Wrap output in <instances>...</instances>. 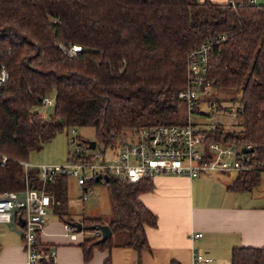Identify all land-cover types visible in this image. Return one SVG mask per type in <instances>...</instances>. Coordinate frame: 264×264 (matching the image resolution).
Listing matches in <instances>:
<instances>
[{
    "label": "trees",
    "instance_id": "1",
    "mask_svg": "<svg viewBox=\"0 0 264 264\" xmlns=\"http://www.w3.org/2000/svg\"><path fill=\"white\" fill-rule=\"evenodd\" d=\"M205 40L213 41L212 87L240 92L242 119L239 131L220 126L205 131L213 140L253 142L264 149V3L0 0V67L9 73L0 84V193L24 189L20 161H29L32 152L67 127L92 126L96 141L107 145L127 128L186 123L187 102L179 92L187 82V55ZM74 44L81 50L70 54ZM51 92L54 110L44 118L38 107ZM37 172L30 170L33 185L40 183ZM68 177L57 175L46 186L57 200L54 211L65 221L71 220L66 218ZM259 181L257 175L241 173L229 188L249 189ZM107 184L114 216L82 221L108 223L113 235L102 243L97 235L85 237L80 246L86 261L95 248L141 252L149 247L146 228L158 224L140 199L153 189L152 180L111 178ZM39 245L48 251L46 244ZM42 264L57 263L49 257ZM103 264H113L112 258ZM232 264H264V246L234 247Z\"/></svg>",
    "mask_w": 264,
    "mask_h": 264
},
{
    "label": "built area",
    "instance_id": "2",
    "mask_svg": "<svg viewBox=\"0 0 264 264\" xmlns=\"http://www.w3.org/2000/svg\"><path fill=\"white\" fill-rule=\"evenodd\" d=\"M233 1V0H231ZM257 3L258 0H250ZM213 41L205 40L192 48L187 55V82L179 92V98L187 102L189 120L184 124L159 123L141 126L126 132L113 144L94 148L79 136L77 147L64 163L35 165L29 161H20L25 168V188L6 190L0 193V222H10L21 229L23 245L27 255L26 264H42L45 258L53 257L55 251H45L40 245V235L47 223L48 209L55 206V196L46 190V186L57 175L76 178L83 192V200L89 198L96 184H105L111 178L122 181L138 182L152 180L159 174L184 175L198 177L203 172H230L238 175L248 173L257 175L259 183H264V149L253 142L225 141L210 139L209 132L199 128L191 120L198 99L212 87L208 76L210 54ZM81 50L74 44L70 54ZM9 78L4 66L0 67V84ZM205 91V92H204ZM55 105V97L47 94L38 107L39 113L49 117L46 110ZM76 134V129L73 130ZM7 161L3 155L2 162ZM38 170V185L32 184L30 170ZM107 176L109 180L107 181ZM98 181V182H96ZM258 183V184H259ZM20 218L24 219V223ZM84 224V223H83ZM85 225V224H84ZM67 234L77 239L82 232L68 222L64 223ZM101 236V230L90 231ZM201 232L194 237L201 236ZM197 261H212V257L196 253Z\"/></svg>",
    "mask_w": 264,
    "mask_h": 264
},
{
    "label": "crops",
    "instance_id": "3",
    "mask_svg": "<svg viewBox=\"0 0 264 264\" xmlns=\"http://www.w3.org/2000/svg\"><path fill=\"white\" fill-rule=\"evenodd\" d=\"M211 173L194 178L159 174L152 179L153 189L143 192L140 199L157 215L158 224L146 228L149 247L141 252L133 247L95 248L86 261L80 243L91 232L80 233L77 239L66 230L61 234L57 228L65 220L54 206L50 209L62 221L47 219L40 241L55 251L52 258L57 264H103L109 256L113 264H232L234 247L264 246V185L259 189H233L229 185L238 176L212 177ZM0 225V264H26L20 230L10 222ZM197 232L202 234L195 238ZM196 253L210 256L212 261H197Z\"/></svg>",
    "mask_w": 264,
    "mask_h": 264
},
{
    "label": "rangeland",
    "instance_id": "4",
    "mask_svg": "<svg viewBox=\"0 0 264 264\" xmlns=\"http://www.w3.org/2000/svg\"><path fill=\"white\" fill-rule=\"evenodd\" d=\"M205 92V91H204ZM52 97L54 93L50 94ZM234 96L236 99H231ZM240 99V92L236 90L220 89L218 87H211L198 99L197 106L191 114V120L199 128L209 130L215 126H220L225 131L233 132L242 129L241 117L238 114V104ZM54 110V106L49 107L46 112L49 117ZM48 117V118H49ZM186 118L189 120L188 108L186 109ZM76 129L77 133L74 134L73 130ZM133 128L125 129V132H131ZM79 136L83 139H95V130L92 126H72L67 127L60 131L41 151L32 152L29 156V162L39 164H52L64 163L68 160L70 154L77 147L78 139L72 140L74 136ZM99 146L103 143L98 142ZM212 177H228L234 179L238 176V172H217L213 171ZM264 185L256 184L251 189H259ZM93 194L83 200V192L78 185L76 178L73 176L68 177V197H69V214L66 218L72 220H84L86 217H101L103 220H109L114 216L113 201L110 187L107 183L96 184ZM47 218L49 221H62L52 209H48ZM57 228L62 234L65 232L63 222ZM2 225H0L1 227ZM20 233L22 232L21 229ZM87 236H92V233H87Z\"/></svg>",
    "mask_w": 264,
    "mask_h": 264
},
{
    "label": "water",
    "instance_id": "5",
    "mask_svg": "<svg viewBox=\"0 0 264 264\" xmlns=\"http://www.w3.org/2000/svg\"><path fill=\"white\" fill-rule=\"evenodd\" d=\"M86 141L89 143L90 147L94 148L96 146V142H97L96 139L94 140L87 139ZM108 180H109V177L107 176V181ZM20 220H22V222L24 223L23 218L22 219L20 218ZM68 222L75 228V231L77 232H82L83 230L93 231L95 229H100L101 236L98 239V242H101V243L113 235V230L111 229L108 223H91V224L84 225L83 222L79 220H69Z\"/></svg>",
    "mask_w": 264,
    "mask_h": 264
}]
</instances>
